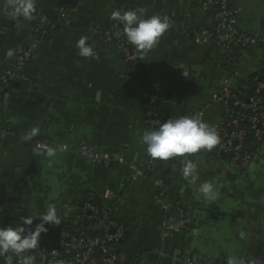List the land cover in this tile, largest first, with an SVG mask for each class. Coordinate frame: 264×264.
I'll return each instance as SVG.
<instances>
[{"label":"crops","instance_id":"obj_1","mask_svg":"<svg viewBox=\"0 0 264 264\" xmlns=\"http://www.w3.org/2000/svg\"><path fill=\"white\" fill-rule=\"evenodd\" d=\"M229 5L236 11L237 31L264 38V0H229ZM137 8L172 22L155 48L139 53L146 88L124 78L119 53L96 35L112 22V11ZM36 9L31 21L0 16V73L12 59L5 58L8 49L35 45L0 102V227H15L21 217L42 214L50 204L61 224L71 227L83 203L102 204L104 191L110 190L114 198L105 204L127 231L119 245L123 264H227L229 254L264 264V144L247 168L232 166L218 154V145L191 154L199 175L193 185L183 179V158L174 159L167 177V165L155 163L148 170L139 142L144 130H152L145 121L150 108L166 120L200 113L209 125L221 126L224 111L212 96L226 79L231 88L249 90L248 79L264 74V47L237 52L213 38L196 44L193 31L214 27L212 11L200 0H36ZM41 13L51 14L59 25L37 34ZM81 36L88 37L98 59L76 55ZM36 126L39 135L22 142ZM80 143L108 153L111 161L91 163L76 153ZM38 144L67 147L46 159L33 156ZM119 157L123 164L117 163ZM131 164L141 166L136 179H130ZM205 180L218 190L214 202L196 190ZM156 182L166 213L155 201ZM178 207L191 221L190 229L162 238L161 229Z\"/></svg>","mask_w":264,"mask_h":264},{"label":"built area","instance_id":"obj_2","mask_svg":"<svg viewBox=\"0 0 264 264\" xmlns=\"http://www.w3.org/2000/svg\"><path fill=\"white\" fill-rule=\"evenodd\" d=\"M200 2L204 9L212 11L214 27L212 32L206 29L193 31L196 44H202L213 38L217 45H223L237 52L249 47H264V38L236 30V11L229 5V0H200ZM59 23L57 19L52 21L42 16L35 23V28L38 33H43L45 26L55 28ZM114 25L115 22L112 21L108 27L96 31L98 39L119 53L124 78L131 84L146 88L143 80L145 73L140 66L139 53L127 43L121 29ZM34 48V44L19 43L13 46L15 54L0 73V102L11 82L21 75L24 67L30 62ZM253 80L257 82L256 92L261 91L264 84L259 77L254 76ZM235 89L230 87V82L226 79L220 91L212 96L213 102L219 104L224 111L223 123L216 128L220 137L217 152L221 155H230L229 161L232 166L247 168L252 161L253 153L246 144L248 133L244 124H248L254 139L259 141L264 133V101L261 98L239 100L235 96ZM190 116L199 117L200 113ZM145 121L146 125L154 130L167 120L150 108L145 112ZM76 153L93 164H107L111 161L108 153H99L85 143L77 146ZM156 162L150 160L147 155L144 166L151 170ZM117 163L123 164L124 159L119 157ZM129 169L130 179H136L142 174L141 166L131 164ZM156 185L155 201L166 213L167 207L163 203L161 184L156 182ZM112 197L114 198L113 193L105 190L102 204L98 205L91 200L83 203L79 217L71 227L62 224L50 226L48 232L40 237L39 249L30 253L34 255L33 264H123L118 247L125 238L126 229L122 223L112 218L105 204L111 201ZM168 219L170 224L164 225L161 229L162 238H165L169 231H187L191 227V221L186 217L182 207L176 208L175 214H169ZM21 260L22 256H13L12 264H21ZM186 263L191 264L189 260H186ZM0 264H8L6 257H0Z\"/></svg>","mask_w":264,"mask_h":264},{"label":"clouds","instance_id":"obj_3","mask_svg":"<svg viewBox=\"0 0 264 264\" xmlns=\"http://www.w3.org/2000/svg\"><path fill=\"white\" fill-rule=\"evenodd\" d=\"M36 0H0V16L11 20L22 18L25 21L35 19ZM145 8L129 9L121 12L119 9L112 11L110 20L120 28L127 43L135 48L137 53L147 55L155 48L161 37L171 27L168 16L160 14L146 15ZM122 26V27H120ZM75 47L76 55L84 59H98L92 44L88 43L87 36H81ZM15 54L14 49H8L6 59H11ZM185 75H187L185 73ZM40 133L38 126L32 127L22 137V142L32 141ZM139 142L145 146V151L152 161H169L173 158H183L182 176L188 183L196 185L199 180L197 164L188 157L203 151L211 152L220 143L216 128L196 116H180L169 118L154 130H144ZM66 145L52 147L37 145L33 148V156L50 159L56 156L57 151L66 150ZM204 200L211 203L218 199V190L214 182L205 180L196 189ZM34 219L39 223L33 226ZM61 217L57 214L55 205L50 204L42 214L20 218V223L8 227H0V257H6L8 264H12L13 256H22L21 264H33L34 255L30 254L39 249L41 234L48 232L47 226H59ZM240 238L245 239L246 234L240 233ZM10 254V255H9ZM227 264H256L255 258L245 261L242 257L229 254Z\"/></svg>","mask_w":264,"mask_h":264},{"label":"trees","instance_id":"obj_4","mask_svg":"<svg viewBox=\"0 0 264 264\" xmlns=\"http://www.w3.org/2000/svg\"><path fill=\"white\" fill-rule=\"evenodd\" d=\"M42 16H46L48 19H51L52 21H54L56 18H54V16H52L49 13H41L37 16V20L35 23L38 22V20L40 19V17ZM110 25V24H109ZM109 25H107L106 27H108ZM105 27V28H106ZM34 29L36 30V28L34 27ZM36 33H38V31L36 30ZM254 76H258L260 81L264 84V74H256L253 75L252 77H250L247 81L248 85H249V90L245 91L242 90L241 88H237L235 89L234 93L237 99L242 100V101H246L250 98H261L264 101V88L259 91L256 92V81L253 80ZM244 128L247 129V137H246V144L248 145V148L250 150V152L254 153L255 149L264 144V133L263 136L261 137V139L259 141H256L253 137V133L251 130H249V126L248 124H244ZM222 157H225L227 160H230V155H222ZM174 159H171L169 162H165V161H157L156 163L160 164L161 166H166L168 164H173L174 163ZM93 202H95L93 199L91 200ZM96 204H98L97 202H95ZM99 205V204H98ZM127 236V231H126V235L125 238ZM125 238L123 240H125ZM120 245V244H119ZM119 250V247H118Z\"/></svg>","mask_w":264,"mask_h":264},{"label":"water","instance_id":"obj_5","mask_svg":"<svg viewBox=\"0 0 264 264\" xmlns=\"http://www.w3.org/2000/svg\"><path fill=\"white\" fill-rule=\"evenodd\" d=\"M170 169H171V164H168V165H167V169H166V171H165V175H166V177L169 175ZM164 182H165L166 184H168V183H169V179H168V178H165V179H164Z\"/></svg>","mask_w":264,"mask_h":264}]
</instances>
